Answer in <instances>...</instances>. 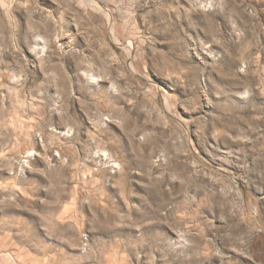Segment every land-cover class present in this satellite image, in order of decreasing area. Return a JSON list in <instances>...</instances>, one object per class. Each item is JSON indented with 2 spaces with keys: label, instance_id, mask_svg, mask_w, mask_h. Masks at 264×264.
<instances>
[{
  "label": "rangeland",
  "instance_id": "rangeland-1",
  "mask_svg": "<svg viewBox=\"0 0 264 264\" xmlns=\"http://www.w3.org/2000/svg\"><path fill=\"white\" fill-rule=\"evenodd\" d=\"M0 264H264V0H0Z\"/></svg>",
  "mask_w": 264,
  "mask_h": 264
}]
</instances>
